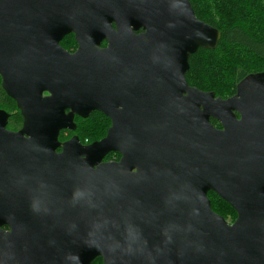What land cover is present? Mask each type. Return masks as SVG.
<instances>
[{
    "label": "water",
    "instance_id": "95a60500",
    "mask_svg": "<svg viewBox=\"0 0 264 264\" xmlns=\"http://www.w3.org/2000/svg\"><path fill=\"white\" fill-rule=\"evenodd\" d=\"M220 36L189 0H0L1 88L23 120L9 132L0 110V264H264V71L227 99L185 80ZM93 112L101 140L58 141Z\"/></svg>",
    "mask_w": 264,
    "mask_h": 264
},
{
    "label": "trees",
    "instance_id": "16d2710c",
    "mask_svg": "<svg viewBox=\"0 0 264 264\" xmlns=\"http://www.w3.org/2000/svg\"><path fill=\"white\" fill-rule=\"evenodd\" d=\"M258 1L212 0L213 4L217 5L218 12V16L214 20L213 18H206L200 13L202 4L195 1L199 5V9H197L193 0H189L195 17L216 28L221 34L220 41L215 49H198L189 57V69L185 73V80L189 86L195 87L202 92H213L215 97L225 99L235 93L236 86L242 79L253 74L250 73L246 58L242 56L243 53L264 61V6H260ZM260 3L263 4V2ZM223 50L224 55L226 54L224 58L219 54ZM94 118L106 120L107 124L105 123L103 130V135L105 136L110 127V120L103 114L93 112L86 119L78 117L76 119H90L91 121ZM76 119L74 122L75 130L77 129ZM99 119L96 120L99 121ZM108 156L120 158L117 153H109ZM107 157L106 159L109 158ZM207 196L213 212L227 221L225 216L218 211V206L222 207L223 205L224 208L232 211L233 218L231 221L235 220L236 213L230 205L221 200L213 192H208ZM91 264H102L101 259L96 258Z\"/></svg>",
    "mask_w": 264,
    "mask_h": 264
},
{
    "label": "rangeland",
    "instance_id": "374dc122",
    "mask_svg": "<svg viewBox=\"0 0 264 264\" xmlns=\"http://www.w3.org/2000/svg\"><path fill=\"white\" fill-rule=\"evenodd\" d=\"M195 1L202 4V9L200 13L204 17L213 18L215 20V18L218 16L217 5H214L212 0H193L197 9H199V5ZM260 2H263L264 4V0L258 1V4L260 6H264ZM215 6H216V9H215ZM63 45H65L67 49H69L70 51H73L75 49L74 41L71 39V37H68ZM219 54L223 58L226 56V54L224 55V50L219 52ZM242 56L243 58H246V63H247V66L249 67L250 73H259V72L264 71V61L263 60L256 58V57H252L250 55H246L244 53L242 54ZM0 109L7 110L10 113L16 112L13 101L9 100L4 95V93L1 90V87H0ZM96 119H99V118L91 119V121L90 119L89 120L76 119L77 129L74 132L68 131L67 133L61 134L62 136L61 139L65 140L75 135L78 137L79 141H81L83 144H90L92 143L91 141L95 142V141L101 140L102 137L104 136L103 130L105 128V123L107 124V122L104 119L103 120L99 119L100 122L97 121ZM103 125L104 127H102ZM58 141H59V138H58ZM218 208H219L218 211H220V213L225 216V218L227 219V222L232 223L233 222L231 221V219L233 218L232 211L228 208H224L223 205L222 207L218 206Z\"/></svg>",
    "mask_w": 264,
    "mask_h": 264
},
{
    "label": "flooded vegetation",
    "instance_id": "af4514ba",
    "mask_svg": "<svg viewBox=\"0 0 264 264\" xmlns=\"http://www.w3.org/2000/svg\"><path fill=\"white\" fill-rule=\"evenodd\" d=\"M67 37H71L72 39H73V41H74V45H75V49L73 50V51H70L69 49H67V47L65 46V45H63L64 44V40L67 38ZM59 45H60V47L63 49V50H65L66 52H68V53H73V52H75V50L77 49V44H76V42H75V39H74V36H73V34H67V35H65L61 40H60V42H59ZM102 46H105V42H103L102 43ZM1 82H2V79H1V76H0V87H1ZM1 90H2V88H1ZM3 91V90H2ZM4 92V91H3ZM4 94H5V92H4ZM235 94V93H234ZM233 94V95H234ZM44 95H46V94H44ZM232 95V96H233ZM5 96H7L6 94H5ZM232 96H230V97H232ZM8 97V96H7ZM230 97H228V98H230ZM9 98V97H8ZM10 99V98H9ZM225 99H227V98H225ZM12 100V99H11ZM13 101V100H12ZM14 102V101H13ZM14 105H15V102H14ZM1 111H4L7 115H8V118H7V124H6V126H5V128H6V130L7 131H9V132H12V133H17V132H19L20 130H21V128H22V122H23V120H22V117H21V115H20V113H19V111H18V109L16 108V105H15V110H16V112H14V113H10V112H8L7 110H4V109H0ZM15 114H17L16 116H15ZM89 117V116H88ZM236 117L238 118V115L236 114ZM77 118V116H75L74 117V122H75V119ZM79 118V117H78ZM15 121V122H14ZM12 122V123H11ZM210 122H211V124L216 128V129H221V125L217 122V121H215V120H210ZM63 131H70V130H63ZM63 131H61V132H63ZM75 131V130H74ZM74 131H70V132H74ZM61 132H60V134H61ZM64 133H67V132H63L62 134H64ZM59 134V142L60 143H64V142H66V141H68L71 137H69L68 139H61L62 138V136ZM75 136V135H74ZM73 137V136H72ZM80 143L81 144H83L81 141H80ZM83 145H88V144H83ZM61 151V149H58L57 150V152H60ZM108 156V155H107ZM106 156V157H107ZM106 157L104 158V160L103 161H107V162H109V161H117L118 159L117 158H115V157H107L108 159H106ZM117 159V160H116Z\"/></svg>",
    "mask_w": 264,
    "mask_h": 264
}]
</instances>
